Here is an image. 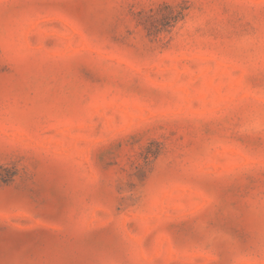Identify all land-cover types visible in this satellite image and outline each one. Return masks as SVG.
Wrapping results in <instances>:
<instances>
[{"label": "rangeland", "instance_id": "obj_1", "mask_svg": "<svg viewBox=\"0 0 264 264\" xmlns=\"http://www.w3.org/2000/svg\"><path fill=\"white\" fill-rule=\"evenodd\" d=\"M0 264H264V0H0Z\"/></svg>", "mask_w": 264, "mask_h": 264}]
</instances>
